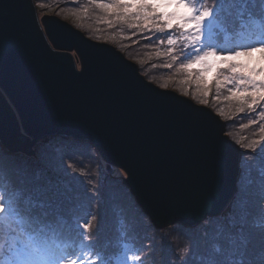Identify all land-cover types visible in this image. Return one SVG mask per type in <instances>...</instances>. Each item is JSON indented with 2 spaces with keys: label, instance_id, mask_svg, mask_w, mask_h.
Here are the masks:
<instances>
[{
  "label": "water",
  "instance_id": "95a60500",
  "mask_svg": "<svg viewBox=\"0 0 264 264\" xmlns=\"http://www.w3.org/2000/svg\"><path fill=\"white\" fill-rule=\"evenodd\" d=\"M91 144L156 229L193 228L229 206L239 147L209 108L148 82L113 45L87 38L33 0H0V143Z\"/></svg>",
  "mask_w": 264,
  "mask_h": 264
},
{
  "label": "rangeland",
  "instance_id": "374dc122",
  "mask_svg": "<svg viewBox=\"0 0 264 264\" xmlns=\"http://www.w3.org/2000/svg\"><path fill=\"white\" fill-rule=\"evenodd\" d=\"M33 1L37 7L40 2L46 0ZM47 1L51 2L45 4L54 3L55 8L61 7L63 11L83 14V17L90 21V26L93 28L119 24L125 26L122 27L124 31L132 29L128 27L129 21L127 20H118L116 24H113V22L107 23L108 20L105 19L113 15L96 6L99 2L112 3L113 0ZM213 1L190 0V3L198 11L206 8L211 13L201 26V40L196 44L198 50H195L196 47L194 48L193 45L187 44L180 37L179 30L174 29L173 33H176L178 43L172 46L174 52L169 54L167 46L163 47L161 51V46L158 43L161 36L157 35V38H152L143 64H146L147 69L157 71V74L152 75L158 79L155 82L146 77L144 78L162 89L167 88L166 85L170 81L171 83L176 82L182 83L184 86H190V92L192 93L186 95V97L197 105L209 108L224 122V133L239 147L240 151V172L236 182V191L229 206L222 214L207 217L193 228L179 224L159 230L152 226L150 228L148 225L149 220L144 218L138 205L134 204L128 196L126 197L128 194L120 187V182L123 181L122 178L125 176L124 172L112 166L110 168L111 173H109L107 164L101 157L99 158L101 164H97L98 159L94 160L90 155L93 154L90 147H84V145L89 144L88 142L83 141L79 146L82 151H85L84 154L77 152V144H71L66 149L68 151L72 150L75 154H67V157L70 159L78 158V160L73 159L70 162V167L79 166L76 169V174H72L71 171L68 173L60 171L65 158L59 159L57 153H52V157H56L57 163L54 167L48 166L47 168L51 171L56 170L67 181H73L76 177H80L79 172L83 167L89 170L92 168V174L97 176L96 180L99 183V188H102V195H90L92 198H97L99 204L96 217L89 219L88 233H97L93 246L86 241V237L82 236L78 227H76L75 214L77 213L82 218L81 222H83L85 213L90 212L86 209L85 196H79L78 193H72L74 191H71L72 189H78L85 192L83 186L73 181L72 184L68 183L70 187L59 191L45 190V193L47 191L48 194L43 196L42 192L37 193L40 183H34V181H31L32 178L26 179L30 173L34 177V171L27 172L24 175L21 173L18 182L14 185L11 181L3 179L2 174H5L4 167L6 166L14 171L12 164L21 159L16 155L11 158L12 163L10 160H2L3 167L0 164V220L3 213L10 214L9 209L1 202V197L4 194L8 196L7 203L10 204L11 200L15 201L22 220L27 219L30 213L41 219L42 215H45L44 212H58L57 217L53 219L56 221L55 225L46 227L44 231H39L40 228L34 227L30 219L28 220L34 232H41L45 239L43 245L51 243L46 248L49 254H44L37 247H34L42 255V264H247L244 259L246 255L254 257L255 264H264V117L261 115V113H264V103L250 110L247 104L241 105L235 98L228 99L231 89L237 85L235 78L227 69L220 70V79L223 80V77L228 76L232 79V83H224L217 88L214 79L216 73H209L204 77L208 81L206 88L204 83H197L196 77L200 72L199 70L193 69V75L190 77L188 72L181 68L182 64H187L208 51L214 54H228L264 45V9L262 11L258 9L260 5L264 8V0H242V2L240 0L237 2L236 0H229L232 12L229 11L226 0H217V7L213 5ZM37 12L39 17L43 15L38 9ZM242 13L251 16L243 22L234 21V15L238 16ZM54 16L57 17V15ZM211 21L216 22L218 29L213 30L212 38L208 43H204L206 31H202V27L204 26L206 30ZM230 22L232 23L230 24ZM78 30L83 33L82 30ZM154 32L158 31L155 30ZM150 33H153V31H150ZM230 33L232 34L230 35ZM84 35L86 36V34ZM232 35L233 45L225 51L220 46L225 41H220L228 39ZM247 38L248 40H246ZM256 55L259 57L261 54L257 53ZM166 65H171V67H166ZM196 68L198 69L199 66ZM171 90L173 89L171 88ZM206 90L209 91L208 96L204 95ZM241 107L244 109L243 112L240 111ZM40 141L42 139L38 142ZM36 143L37 141L34 149L39 150L40 148ZM100 165H102L103 170H106L107 178L105 175H99L93 170L96 167L100 170ZM45 174L46 172L43 171L42 175ZM112 175H115L116 178L111 179ZM88 187L91 188L92 186L88 184ZM66 189L69 191L61 192ZM54 193H57L56 197H53L52 194ZM61 200L65 201L64 204L73 203L75 209L79 207L75 202L85 206L80 212H75V210L69 212L61 206H52L55 203H61ZM55 214L57 213L50 214V217L55 216ZM61 215L67 219L61 217ZM119 218L127 223L125 228L122 227L121 222L119 223ZM12 220L14 221V218ZM13 224L9 228L0 227V258L2 264L5 260L4 246L12 244L13 247H16V239L23 241V233L19 231L16 223ZM148 229L149 233H147ZM124 233L133 236L130 240L132 242L121 244L123 240L121 234ZM49 235L52 237L51 240L47 239ZM27 246L32 248V245ZM121 249L124 251V256L121 260L118 259L116 263L112 258L118 254L120 258ZM9 253H12V251L7 252V254Z\"/></svg>",
  "mask_w": 264,
  "mask_h": 264
},
{
  "label": "trees",
  "instance_id": "16d2710c",
  "mask_svg": "<svg viewBox=\"0 0 264 264\" xmlns=\"http://www.w3.org/2000/svg\"><path fill=\"white\" fill-rule=\"evenodd\" d=\"M237 1H239V0H236V2ZM240 1L242 2V0H240ZM47 2H51V1L46 0V1L40 2L38 4V6L36 7L39 12H42L43 15H49V14L57 15V17H59L60 19L67 21L68 23H70L74 27L82 30L83 33L86 34V36L89 37L90 39L96 40L98 42L108 43V44L113 45L117 50H119L125 56V58H127L128 60L132 61L133 63H135L137 65L138 70H139L141 75H143L144 77H146L150 81L157 82L158 78L154 77L152 75V74H157V71H151V69H147L146 64H143V62H144V59L146 58V54L148 52L152 38H157V35L161 36L159 38V41L160 40L164 41L163 43H160L158 41V43L161 46V51L163 50V47H165V46H167V48L169 49V45L167 44V38H168V31L167 30H165L164 32H154L155 29H153L152 30L153 33H150L149 30L144 29V28H132L130 31H124L122 27H125V26L119 25V24L113 25V26L107 25V26H104L101 28H93L90 26V21L86 20L83 17V14L71 13V12H68L66 10L63 11L61 9V7L55 8L54 3L45 4ZM212 3L214 6L217 7V5H218L217 0H214ZM226 4L228 5L229 11L232 12L229 0H226ZM258 9H261V11H262V9H264V8H263V6L260 5ZM250 16L251 15H248L245 13H242L241 15H238V16L234 15V21H236V22L242 21L243 22V21H245V19L247 17H250ZM105 20H108V21L110 20L111 22H113V24H116L119 19H117L116 16L113 15L112 17L105 19ZM231 23L232 22H230V24ZM216 29H218V26H216V22H214V21H211L208 24V28L206 30L204 29V26L202 27V31H206L205 36H204V43H208V41L212 38L213 30H216ZM231 34L232 33H230V35ZM171 36L177 38L176 33L174 34L173 30L171 31ZM245 37H247V35H245ZM221 38H224V37H221ZM233 40H234L233 35H232V37H229L228 39L221 40L220 42L225 41V43L220 44L221 48H223L225 51H227L228 48L232 47L233 42H234ZM246 40H248V38ZM216 45L219 46L217 43H216ZM193 47L197 48L196 45ZM199 48H200V46H199ZM144 52H146L145 55H143ZM195 52H197V51H195ZM194 69L200 71L199 68L198 69L194 68ZM166 87L170 88V89L172 88L173 90L177 91L178 93H180L184 96L191 95V93H192V92H190V86H184L182 83L181 84L176 83V82L171 83V81H170L166 85ZM167 88H165V89H167ZM200 101H201V99H200ZM207 102L210 105V102L208 100H207ZM82 142L83 141L78 142L74 139L66 138V137H58V136L45 137L42 141L36 143L40 149L39 150L35 149L34 157H30V156H27V155H25L23 153H19V152L18 153H11L8 150H6L5 148H3L2 145L0 144V164H2V167H3L2 160H10V162L12 163L13 162V160L11 159L12 157H15L16 155L21 157V159L16 160L12 164V166L14 167V171L11 170L9 166L4 167L5 174L4 175L2 174V177L5 180L11 181V183H13L15 185L18 182L19 177L21 176V173H23L22 175H24L27 172L33 171L31 166L33 165L34 162L40 160L42 157H46V156L52 157V153H57L59 155L58 156L59 159L65 158L63 166L60 169V171H64L66 173L71 171L72 174H76V169H78L79 166L70 167V164H71L70 162L73 159L78 160V158H73V159L68 158L67 154H75V153H73L72 150L68 151L66 148L68 145L77 144V146H76L77 152H79V154H84L85 151H82L81 150L82 148L79 147L82 144ZM88 146L90 147V150L94 154V155L93 154H90V155L94 158V160L98 159V163L96 162L97 164H101V161L99 159L100 156H99L98 152L96 151V149L91 144L84 145L85 148H87ZM100 166H99L100 170H98L97 167L93 168V170L95 172H97L99 175H101V174L105 175V177L107 178L108 175L105 174L106 170H103L102 165H100ZM39 167H40V176L39 177L34 176L35 178H32L31 181H34V183H38V182L40 183L41 186L39 185V189H38L37 193L42 192L43 196H47V194H48L47 191L45 193V190L59 191V190H62L64 188L70 187V185L68 183L72 184L73 181H75L79 185L83 186L82 188L85 192H82L78 189H72L71 191H74L72 193H76V194L78 193L79 196H85V198H86V209L92 213H90V212L85 213V219L83 222H81L82 218H80V216L76 213L75 214V219L77 221L76 227H78V230L80 231L81 235L86 237V241L94 246V240L96 238L97 233H94V234L88 233L89 219L96 217L95 215L99 209V204L97 202V198H92V197H90V195L91 194L102 195V188L101 189L99 188L100 187L99 183L96 180L97 176L92 174V168L89 170L86 167H83V168L80 167L82 169L79 172L81 176L76 177V179L73 181H67L64 177H61L56 170L51 171V169H48L47 168L48 166H46V165H40ZM43 171L46 172L45 175H42ZM115 178H116V176L112 175L111 179H115ZM122 180H123V178H122ZM120 183H121L120 184L121 189L124 190V192H126L128 194V195H126V197L128 196L130 198V200H133L134 204H137V202H136L134 196L131 194L130 190L125 187L123 182H120ZM88 184L91 185L92 187L89 188ZM68 191L69 190L66 189L65 191H61V192H68ZM56 194L57 193L52 194L53 197H56L57 196ZM7 200H8V196L6 194H4L1 197V202H2V204H4L9 209L10 214L9 213H3L2 218L0 220V225H1L0 227H8L9 228V226L11 224L14 225L13 223H16L19 231L23 233V241L16 239L15 240V243H17L16 247H13L12 244H7L6 246H4L5 247L4 264H42V262H43L42 255L40 254V252H38L36 249H34V247H37V249L44 254H49V252L46 250V248L51 243L43 245L45 239L42 236L41 232H34L32 230L31 223L28 222L29 217L25 220H22L20 217V215H21L20 211H19L18 207L16 206L15 201L11 200V202L9 204V203H7ZM64 202L65 201L61 200V203H59V204L55 203L52 206H61L66 211H69V212H73V210H75V212H80L82 210L83 206H85L84 204H81L79 202H75L79 206L75 209V208H73V205H74L73 203L64 204ZM138 207L140 208L139 205H138ZM140 212L143 214V216L146 220H149V222H148L149 227L150 228H151V226L154 227V225L152 224L149 217L143 213L141 208H140ZM44 213H45V215H42L41 219L45 220V221L53 220L58 215V212H54V211H47ZM54 213H57V214H55V216L50 217V214H54ZM117 215H119V213H117ZM61 217L67 219L65 216L61 215ZM12 218H14V221L12 220ZM119 220H120L119 223L121 222L122 227L125 228V225L127 223L126 222L124 223L121 218H119ZM44 229H46V228H42V229L40 228L39 231H41V230L44 231ZM147 233H149V229H148ZM121 237L123 239L121 244H123V242H125L126 244L132 242V241H130V240H132V237H133L131 235H126L124 233V234H121ZM125 237H127V238L124 239ZM47 239L51 240L52 237L49 235L47 237ZM209 241H210V239H209ZM26 244L32 245V248L28 247ZM13 248H15V250H13ZM43 249H44V251H43ZM89 250H91V249H89ZM8 251H12V253L7 254ZM14 255H16V256L14 257ZM120 255H121L120 258H119V254L116 255V257L112 258V259H114V262L117 263L118 259L121 260L122 257L124 256V251L122 249H121ZM0 264H2L1 258H0Z\"/></svg>",
  "mask_w": 264,
  "mask_h": 264
},
{
  "label": "snow or ice",
  "instance_id": "6c2138e0",
  "mask_svg": "<svg viewBox=\"0 0 264 264\" xmlns=\"http://www.w3.org/2000/svg\"><path fill=\"white\" fill-rule=\"evenodd\" d=\"M96 6L115 15L119 20L129 21V28H144L149 31L155 29L158 32L167 30L169 54L174 52L172 46L178 43L177 38L171 36L172 30L178 29L180 37L187 44L194 46L201 40V26L211 14L206 8L198 11L190 0H113L112 3L99 2ZM106 22L111 23L110 20ZM257 53L261 55L257 57ZM197 66L200 69L196 77L198 84L204 83L207 88L208 81L204 77L209 73H216L214 79L217 88L221 84L232 83L228 76L220 79V70L227 69L237 85L231 89L228 99L235 98L241 105L247 104L250 110L264 103V45L228 54H214L208 51L189 63L182 64L181 68L191 77L192 70ZM204 95L208 96L209 91L206 90ZM240 111H244L243 107ZM261 115L264 117V113Z\"/></svg>",
  "mask_w": 264,
  "mask_h": 264
},
{
  "label": "clouds",
  "instance_id": "9594fccd",
  "mask_svg": "<svg viewBox=\"0 0 264 264\" xmlns=\"http://www.w3.org/2000/svg\"><path fill=\"white\" fill-rule=\"evenodd\" d=\"M57 163L56 157H50V156H46V157H42L40 160L36 161L33 163V165L31 166L32 170L35 172V176L39 177L40 175V165H46V166H51L54 167L55 164ZM27 178H35L32 177L31 173L29 174ZM29 219L32 222V225L34 227L37 228H46L49 226H54L56 221L55 220H42L38 217H35L32 213L29 214ZM243 251V249H242ZM244 259L247 261V264H255V258L252 257L251 255H246L244 257Z\"/></svg>",
  "mask_w": 264,
  "mask_h": 264
},
{
  "label": "bare ground",
  "instance_id": "6f19581e",
  "mask_svg": "<svg viewBox=\"0 0 264 264\" xmlns=\"http://www.w3.org/2000/svg\"><path fill=\"white\" fill-rule=\"evenodd\" d=\"M1 144V143H0ZM3 147V146H2ZM4 148V147H3ZM6 149V148H5ZM7 150V149H6Z\"/></svg>",
  "mask_w": 264,
  "mask_h": 264
}]
</instances>
